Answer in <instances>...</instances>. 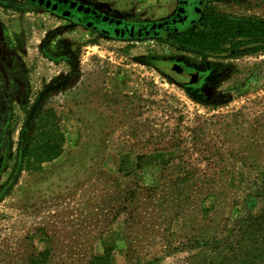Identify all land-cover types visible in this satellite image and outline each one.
Listing matches in <instances>:
<instances>
[{
	"label": "rangeland",
	"instance_id": "374dc122",
	"mask_svg": "<svg viewBox=\"0 0 264 264\" xmlns=\"http://www.w3.org/2000/svg\"><path fill=\"white\" fill-rule=\"evenodd\" d=\"M80 1L142 22L176 7ZM204 1L226 18L264 19V0ZM173 36L111 39L0 0V187L34 134L28 112L63 137L0 198V264H205L212 246L193 259L196 240L259 207L264 52L205 58Z\"/></svg>",
	"mask_w": 264,
	"mask_h": 264
},
{
	"label": "trees",
	"instance_id": "16d2710c",
	"mask_svg": "<svg viewBox=\"0 0 264 264\" xmlns=\"http://www.w3.org/2000/svg\"><path fill=\"white\" fill-rule=\"evenodd\" d=\"M167 42L179 50L205 58L264 52V19L226 18L205 10L196 26L175 34ZM36 113L38 112L34 110L28 112L30 127L34 121L37 122L34 134H27L20 139L16 165L9 181L0 187V198L13 186L25 167L53 159L61 151L63 137L55 123L38 119ZM36 130L38 134H35ZM261 185L256 193L259 207L230 222L228 226L226 224L221 228L217 225L213 233L202 234L195 242L197 252L192 256L193 259H198L210 244L212 257L205 264H264V179ZM257 204L255 200L253 207ZM211 210L212 203L205 211ZM203 215L205 216L204 213ZM219 229H222V234L217 233Z\"/></svg>",
	"mask_w": 264,
	"mask_h": 264
},
{
	"label": "flooded vegetation",
	"instance_id": "af4514ba",
	"mask_svg": "<svg viewBox=\"0 0 264 264\" xmlns=\"http://www.w3.org/2000/svg\"><path fill=\"white\" fill-rule=\"evenodd\" d=\"M43 9H46L60 17H63L69 20L72 23L87 27L91 30H94L101 35L111 38V39H120V40H129V39H143L148 37H158L164 38L167 36L175 35L181 33L188 28L196 26L201 19V16L204 14L206 5L204 0H176V7L173 13L164 20L159 21H129L121 20L112 16H108L96 8L85 4L80 0H52L50 8H46L48 0H27ZM56 6L53 9V6ZM74 5V9L71 6ZM81 8V11H78V8ZM69 16L65 17L64 14ZM155 23H168L169 27H163V30H159L158 34H146V31L139 33L134 31V35L130 36L129 29L133 25L139 26H151ZM168 39L167 41H169ZM184 75V69L178 70V76Z\"/></svg>",
	"mask_w": 264,
	"mask_h": 264
},
{
	"label": "water",
	"instance_id": "95a60500",
	"mask_svg": "<svg viewBox=\"0 0 264 264\" xmlns=\"http://www.w3.org/2000/svg\"><path fill=\"white\" fill-rule=\"evenodd\" d=\"M42 1H44V0H42ZM54 1H56V3L58 2V0H54ZM51 4H52V0H48L47 4L45 5L46 8L49 9ZM74 7H75L74 5L71 6L72 9H74ZM82 7L83 6H80L78 8L79 12L81 11ZM55 8H56V6L54 5L53 9H55ZM64 16L67 17L69 15H67L65 13ZM165 26L169 27L170 24H168V23H160V24L155 23L154 25H151V26L141 25V26H139V28H137V26L133 25L132 28L129 29V32H130V36L134 35V31L139 32V33H142L144 31H146L147 35H149V34H158L157 32H159V30H163V27H165Z\"/></svg>",
	"mask_w": 264,
	"mask_h": 264
}]
</instances>
